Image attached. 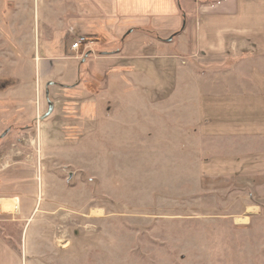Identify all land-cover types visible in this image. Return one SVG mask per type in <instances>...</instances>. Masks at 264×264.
I'll use <instances>...</instances> for the list:
<instances>
[{"label":"rangeland","instance_id":"rangeland-1","mask_svg":"<svg viewBox=\"0 0 264 264\" xmlns=\"http://www.w3.org/2000/svg\"><path fill=\"white\" fill-rule=\"evenodd\" d=\"M60 9L0 0V237L33 243L37 264H264V172L224 191L227 176L201 173L264 153V134L203 135L198 98L111 93L112 75L95 79V98L47 96L34 50Z\"/></svg>","mask_w":264,"mask_h":264},{"label":"crops","instance_id":"crops-1","mask_svg":"<svg viewBox=\"0 0 264 264\" xmlns=\"http://www.w3.org/2000/svg\"><path fill=\"white\" fill-rule=\"evenodd\" d=\"M58 1L57 25L41 29L34 50L47 96L95 98V79L112 75L122 78L110 84L111 93L130 87L140 98H198L203 135L264 134V66L258 63L264 0ZM80 37L97 45L78 61L71 46ZM247 59L253 63L245 65ZM243 79L251 82L253 98L240 94ZM251 172H264V153L201 165L205 182L218 174L228 177L223 185ZM34 251L33 243L15 246L0 237V264H37Z\"/></svg>","mask_w":264,"mask_h":264},{"label":"built area","instance_id":"built-area-1","mask_svg":"<svg viewBox=\"0 0 264 264\" xmlns=\"http://www.w3.org/2000/svg\"><path fill=\"white\" fill-rule=\"evenodd\" d=\"M91 43L93 41H90ZM89 42V39L88 38H85V37H81L80 39H78L77 41H75L72 46H71V50L72 51H79L80 49L83 48V56L88 53L89 51L93 54V49L95 48L94 45H92L91 43ZM82 56V57H83Z\"/></svg>","mask_w":264,"mask_h":264},{"label":"water","instance_id":"water-1","mask_svg":"<svg viewBox=\"0 0 264 264\" xmlns=\"http://www.w3.org/2000/svg\"><path fill=\"white\" fill-rule=\"evenodd\" d=\"M53 111H54V106L51 102H49L48 112L45 114V116L41 120H44L45 118L51 116Z\"/></svg>","mask_w":264,"mask_h":264},{"label":"bare ground","instance_id":"bare-ground-1","mask_svg":"<svg viewBox=\"0 0 264 264\" xmlns=\"http://www.w3.org/2000/svg\"><path fill=\"white\" fill-rule=\"evenodd\" d=\"M8 205L11 206V209L13 211L14 214H18L19 213V210H20V205L17 207V208H14V206L11 205V203L8 202Z\"/></svg>","mask_w":264,"mask_h":264}]
</instances>
